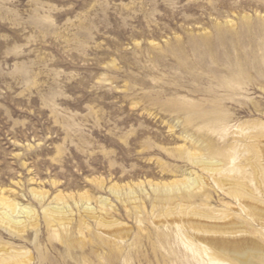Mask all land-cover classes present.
Here are the masks:
<instances>
[{
    "label": "rangeland",
    "instance_id": "obj_1",
    "mask_svg": "<svg viewBox=\"0 0 264 264\" xmlns=\"http://www.w3.org/2000/svg\"><path fill=\"white\" fill-rule=\"evenodd\" d=\"M196 160L264 200V0H0V197L16 205L0 201V249L30 264H197L189 227L169 224L192 217L264 243L247 207L264 202L235 199ZM52 206L68 229L48 227ZM28 210L37 228L2 219Z\"/></svg>",
    "mask_w": 264,
    "mask_h": 264
},
{
    "label": "bare ground",
    "instance_id": "obj_2",
    "mask_svg": "<svg viewBox=\"0 0 264 264\" xmlns=\"http://www.w3.org/2000/svg\"><path fill=\"white\" fill-rule=\"evenodd\" d=\"M234 159L235 158L233 157L232 160ZM195 162L203 163V166H205V170H207L209 173H212V177L214 181L218 184V186L224 191H226L227 194L233 196L235 199H238L240 196L243 197V195L245 196L248 195L250 198L257 201L258 203L264 202L261 195L255 194L254 191L243 188L242 186H240L241 184L237 185L236 181H233L229 177L222 176L220 174L221 169H220V164L218 162H208V161H202V160L201 161L196 160ZM256 171L257 172L260 171L262 174H264L263 168L260 169V167L258 166L254 167V173ZM254 173L251 174L252 180H255L256 174L254 176ZM261 181L263 184V192H264V178H261ZM228 184L229 186H226ZM111 189L112 191H114L116 187L114 186ZM32 193L33 195L39 196V193L35 190H33ZM56 199L63 200L64 197L62 195H58ZM80 199L81 201H85V202L90 200L89 197L84 196V195H80ZM0 201L2 203H5L7 206H9L11 209V212L15 211L16 205L12 201H9L8 199L4 197H0ZM250 204H251V201H250ZM83 206H84L83 212H85L87 217L96 218L97 223L96 222L95 223L97 224V226L99 225V226L110 227L111 225L118 224L116 222H113V223L107 222L100 215L96 216L92 210V207H90L89 205L84 204ZM247 207H248V210L251 212L250 214H264V209H260L254 204L248 205ZM263 207H264V203H263ZM246 209L244 206L241 207V210H243L244 212H246ZM45 211H46L45 221L48 227H54L53 229L55 231L57 229L55 227L63 228L64 230L68 229L67 226L71 224L70 212L68 211V213H66L67 210L64 209V207L52 206V207H48V209H45ZM186 212L188 214H194V215L199 214L201 217H207L210 219L213 218L212 216H209L207 214H202V213H197V212L192 213L190 211H186ZM186 212H184L183 214L186 215ZM246 214L248 213L246 212ZM25 215H26V219L15 220L11 218V216L5 215V213H3L2 219L6 220V222L18 232L23 231L25 227L27 226L37 228L38 222H37V216L35 212L32 210H28L25 212ZM193 219H194L193 217L192 219H185V220L184 218L174 219V220H171V222L169 223L172 225V227H175V230H177V232L179 233L181 232V230L184 229L183 228L184 226L189 227L188 229L189 232L187 234L184 233L183 235L184 238L182 239V244L192 253L190 255L191 258L188 259L189 261L188 263L194 262L197 264H203L204 260L202 259L204 258L208 260L210 264H264V243L260 242L258 238L250 237L248 235L242 236L243 234L241 235V233H240L241 237L238 238L234 234L240 232V230L237 231V230L229 229V226H227L226 224L220 223L219 225L216 224L213 226L212 224H209L207 222L200 221V220L199 221L193 220ZM211 220L213 221V219ZM231 223L232 222H230L229 224ZM86 224H87V219L81 218L79 221V229H82L83 227L81 226L86 225ZM262 225H263L262 227H264V223ZM118 231L119 230H117L116 232ZM56 233L57 232H55V234ZM244 233L248 234L246 232ZM113 234L114 235L112 236L119 237L120 239L119 235H115V233ZM68 243L71 244L70 242ZM0 252H1L0 253V263L1 264H30V261L32 259L29 251H17V250H9L8 248H1Z\"/></svg>",
    "mask_w": 264,
    "mask_h": 264
}]
</instances>
